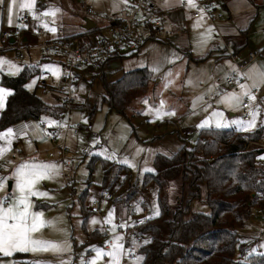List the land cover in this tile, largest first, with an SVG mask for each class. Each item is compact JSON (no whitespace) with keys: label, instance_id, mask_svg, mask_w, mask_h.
I'll return each mask as SVG.
<instances>
[{"label":"rangeland","instance_id":"rangeland-1","mask_svg":"<svg viewBox=\"0 0 264 264\" xmlns=\"http://www.w3.org/2000/svg\"><path fill=\"white\" fill-rule=\"evenodd\" d=\"M121 1L34 0L33 8L30 11L26 8L21 9L19 4L22 0H16L11 16H9L8 4L10 0H3V3L0 4V47L6 42L2 41V33L18 27V20L22 15L29 16L36 24L44 28L47 24L48 28L46 29L50 34L56 35L58 29H63L66 34L75 36L77 31L83 29L86 18L92 19L97 25L102 24L104 20L100 15L101 13L98 12L105 9L108 12L117 11L121 8ZM183 1L187 2V0ZM234 3L235 9L234 14H232L233 20L234 17L236 20L234 35L237 34L238 36V27H241V29L247 27L248 18L253 17L258 8L249 0H235ZM215 4L216 8L213 12L216 15L221 14L225 21L230 20L228 10L223 7L224 4H218V2ZM227 6L231 9L230 3ZM88 7L94 9L97 14H88ZM196 8V6L185 7L183 13L180 14L179 23H175L173 32L167 37L168 40H160L159 38L149 40L139 54L121 61L123 71L144 66L149 67L152 71L153 66L159 65V71H152L153 80L147 94L136 98L132 102L127 117L102 101L101 97L104 93L102 84L97 80L92 85V79L89 80L91 74L88 72L85 78L87 81L80 82L77 94L79 98L82 94L90 97H87L89 101L86 105L81 106L77 100L71 113L69 114L65 110L63 116L59 119L50 116H42L39 120L32 119L30 120V126L33 127V130L28 127L29 123L25 124L27 125L26 129H21L19 126L11 127L14 130V137L16 135L20 137L18 143L25 144L23 146L24 153L37 151L36 146L42 151L41 153L34 152L29 156L23 153V162L42 163H50L53 159L60 158L61 152L56 146L64 137V133L61 131L60 138L56 143L45 138L40 127L42 121L55 120L58 122L57 124L61 125L70 119L72 124H79L82 127L78 134L69 133L66 136V161L73 169L71 182L68 184L62 171H60L59 175L50 179H43L36 184L35 187L41 192H46L47 196L30 198L32 201L31 210L43 213V218L46 221H53L55 225L53 227L46 224L32 234L33 238L50 241L67 239L70 250L63 253L60 258L70 261V264H81L82 260H92L97 256V249L101 251V256L95 260V264H107L106 260L112 258L106 253L113 251V246L119 244L116 239L117 236L115 238L102 237L94 241L90 239V234L96 230L103 233L104 224L109 225L111 233L116 232L119 228L117 220L120 221V227L123 229L129 224H134V217L126 214V204L122 201L114 203L113 200L104 199L101 210L102 215L91 212L92 201L99 198L102 191L105 190L102 159L111 162L108 186H111L115 180L116 182L110 190L107 188L106 190L110 191L116 199L118 196L123 195L131 184L141 185L145 174L155 170L154 159L158 154L171 156L184 144L187 147H193L202 129L216 128L214 123L200 127L201 122L205 119L210 121L222 119L225 122L243 120L240 114V106L229 107L222 102V97L225 94L240 93L242 91L240 88L237 89L226 82L228 75L234 77L232 71V68H234L233 56L226 53L228 56L222 57L219 54L222 52L218 50V52H213L212 57H208L204 61L198 60L199 55L210 49L209 43L212 41L215 43L214 46L218 45L224 51L228 47V51L232 53L231 46L226 47L225 41L228 39V35L221 26L222 21H212L207 15L194 17L193 13L197 10ZM49 9H59V11L55 12L54 16L44 15L43 13ZM194 24H197L195 28L193 27ZM210 26L212 28L211 38L206 45L201 47L199 43L201 33L206 32ZM231 26L229 25V27ZM53 27L56 29L55 32L49 30ZM25 35L28 39V48L25 51L23 60L17 57L15 50L2 47L5 52H0V58L3 59V64L0 65V87L6 88L1 84L3 74L16 76L25 66H38V71H35L28 78L26 85L31 84L32 86L27 88L35 92L48 104L62 103L58 89L65 71L63 67L65 59L62 58L64 56L63 50L55 48L41 52L35 46L41 41V37L37 35L34 23L28 26ZM48 35H46V38L49 37ZM44 65H52L57 68L58 75H53L52 71L44 69ZM230 65L232 68H230ZM113 67H115V64ZM11 72H15V74H10ZM116 77V74H114L112 79ZM214 113H222V116H216ZM230 128L250 131L255 127L245 130L236 124L229 123L228 127L221 129ZM185 130L191 131L193 135L186 136L183 133ZM45 139L49 140L50 143L45 142ZM41 142L45 143L41 144ZM49 145L50 148L47 149ZM50 152L54 153L53 158H48ZM5 156L6 160L14 164L13 160H10L9 154ZM15 168L14 164L10 170L7 166L0 169V178H4L5 185L3 189H0V197L13 193L15 189L13 175ZM6 169L9 171H6ZM125 178H127L126 182L119 189ZM10 182L11 187H9ZM168 193L170 202L173 203L175 196L178 194L176 187H169ZM145 197L148 217L156 216L159 212L156 188L152 186ZM9 202H11L10 195ZM131 203L136 206V215H141V204L135 201ZM4 206L7 207V204ZM194 207L200 211H208V207L202 203H197ZM110 211L112 216L109 218ZM55 218H59V220L57 221ZM57 229H63V231ZM240 232L243 238L250 243L249 253L264 252L263 220L251 217ZM111 240L113 243L108 249L105 245ZM57 258V254L51 252L15 251L10 256L0 253V264H32L34 260L50 261L51 264H56ZM119 264H122V262H119ZM123 264L128 263L126 261Z\"/></svg>","mask_w":264,"mask_h":264},{"label":"trees","instance_id":"trees-1","mask_svg":"<svg viewBox=\"0 0 264 264\" xmlns=\"http://www.w3.org/2000/svg\"><path fill=\"white\" fill-rule=\"evenodd\" d=\"M95 29L74 37L86 36ZM247 32H241V39L230 40L228 45L233 52L227 49L224 54L232 56L246 48ZM0 52L5 50L0 47ZM111 60L103 65V71ZM35 71L37 68L25 66L16 76L2 75L1 84L12 92L0 115V131L22 121L65 111L64 104H48L25 87ZM151 80L152 73L145 67L127 71L116 81H109L104 72L102 101L127 117L132 102L147 94ZM238 132L244 131L202 129L193 147L184 144L171 156L158 154L155 170L145 174L141 185L131 184L123 195L112 199L114 203L124 202L125 209L132 201L143 207L146 193L152 186L157 190L159 212L141 226L145 240L137 247V260L128 264H264V252L249 253L250 243L240 232L253 217L254 208L264 207V166L259 162L263 151L245 150ZM247 132L259 137L264 134V126ZM102 165L104 187L110 190L116 182L108 186L111 162L102 159ZM171 186L178 193L173 203L168 193ZM197 203L205 204L208 211L197 210ZM102 237L98 230L90 234L94 241Z\"/></svg>","mask_w":264,"mask_h":264},{"label":"built area","instance_id":"built-area-1","mask_svg":"<svg viewBox=\"0 0 264 264\" xmlns=\"http://www.w3.org/2000/svg\"><path fill=\"white\" fill-rule=\"evenodd\" d=\"M225 3V0H194V5L197 7L193 13L194 17H200L207 15L212 21L222 17L221 14L216 15L213 10L216 8L215 3ZM164 0H127L123 3L122 7L117 12H108L103 10L100 15L104 22L97 25L93 32H90L86 36L74 37L68 35L63 29H58L57 34L54 37L46 38L49 31L36 25L34 28L37 35L41 37V41L35 46L40 49L41 52L45 50L61 48L64 52L65 58V71L61 77V84L58 89V93L62 98V104L65 106V110L71 113L75 103L79 99L77 96L79 91L80 82L87 81L86 75L89 72L91 75L101 73L103 71V65L108 60L114 58L121 52H136L145 44L149 39H165L173 32V28L168 26V13L162 8ZM183 7H189L187 2L182 3ZM88 14L96 13L91 7L87 8ZM97 14V13H96ZM99 16V15H98ZM32 19L27 15L20 16L18 20L19 26L13 30H6L2 33V40L6 41V47L16 51V55L20 60L25 58V51L28 48V41L25 37V30L31 24ZM23 25V26H21ZM76 35V34H75ZM13 39V42L11 40ZM228 43H226V47ZM227 49H229L227 47ZM261 51L250 50L247 54V58L241 62L236 61L237 70L243 73L248 63L255 60ZM234 60L235 56L232 55ZM248 80L241 75L239 80L234 79L233 76H229L226 82L230 86L238 85L240 83H246ZM257 99L253 102L258 104L264 112V95H261L257 90H253ZM81 96V95H80ZM245 107H241L240 114L244 121H248L251 117L247 105L249 101L245 99L243 101ZM65 112V111H64ZM63 112V113H64ZM62 114L55 115L57 119L63 116ZM81 125L72 124L70 119L66 123L61 125L48 124L47 121H42L41 129L45 136L53 143H56L60 138V132L64 133L63 139L59 142L58 150L61 152L60 161L63 169L62 174L69 184L70 179L73 177V169L66 161L67 145L66 136L71 133L76 135L81 129ZM186 136H191V131H183ZM237 135L243 139V146L245 150L259 149L263 151L264 157V134L259 137H252L247 131L238 132ZM20 138V137H18ZM206 141L212 142V138H206ZM51 157L54 156L53 152H50ZM259 157V162L264 166V159ZM8 167L12 168L11 163L8 160L0 162V169ZM113 194L108 190H103L99 198H95L91 204V212L102 215V203L104 199L112 200ZM136 206L129 204L126 214L134 217V224H129L125 229L120 227V221L117 220L118 230L114 233L109 231V225L103 226V237L115 238V236L121 237L119 242L123 244L125 248L124 257L128 262H134L137 260V247L145 240L144 234L140 231L141 226H144L149 222L147 215V209L142 207L141 215H136ZM253 217L259 218L264 221V207L254 208ZM113 241H109L106 248H109Z\"/></svg>","mask_w":264,"mask_h":264},{"label":"snow or ice","instance_id":"snow-or-ice-1","mask_svg":"<svg viewBox=\"0 0 264 264\" xmlns=\"http://www.w3.org/2000/svg\"><path fill=\"white\" fill-rule=\"evenodd\" d=\"M126 3L127 0H124ZM175 3H182L183 0H174ZM3 3V0H0V4ZM16 3V0H10L8 4V12L9 16H11L13 5ZM187 4L189 7H194V0H187ZM34 5V0H22L19 4L21 9H29L32 10ZM116 5L114 4V7ZM162 6L169 7L173 6V0H164V4ZM59 11V9H49L44 15H55V12ZM23 26V25H21ZM197 24H194L195 28ZM45 27L48 28V25L45 24ZM49 30L55 32V28H50ZM212 28L201 33L200 46L203 47L207 44V41L211 38ZM167 59V58H166ZM3 64V59L0 58V65ZM15 67V66H13ZM44 69L52 71L53 75H58V69L52 65H44ZM230 68L232 66L230 65ZM18 71V69H17ZM153 72L159 71V65L153 66ZM234 73V79L237 81L239 77L243 75L247 80L251 81V84H239V88L242 90L240 93H227L222 97V102L227 106H240L245 107L243 104V99L246 97L249 101L247 105L249 110L250 119L248 121H230L225 122L222 119H215L214 121H210L209 119H205L201 122L200 127H204L209 125L210 123H214L216 128H225L229 126V123L236 124L238 127H242L245 130H250L256 127V119L259 113L262 111L258 104H254L253 102L257 99L253 90H260L264 87V69H258L256 66H252L247 69L245 72L240 73L238 70L232 68ZM10 74H15V72H11ZM170 83V81H169ZM32 85H26L25 87H31ZM12 90L0 87V109L4 107V100L7 94H11ZM174 114V113H171ZM216 116H222V113H214ZM49 124H57L58 122L55 120H49ZM24 127H27L25 125ZM14 136V130L12 128L5 129L3 132H0V138H7L9 141ZM3 149L0 148V152ZM34 159V158H33ZM264 159V157H261ZM15 178V189L13 193L9 194L11 196V202H9V195L4 197H0V253L4 255H12L15 251L21 252H51L57 254L56 264H70V261L62 259L63 253L70 250V244L67 239L63 241H50L44 239H36L33 238V233H36L46 224L49 226L55 227L53 221H46L43 218V213L41 212H33L31 197L37 196H47L46 192L39 191L35 186L38 181L43 179H50L57 175H59V166L52 163H42V162H22L19 164L13 172ZM4 178H0V189L5 187ZM7 204V207L4 205ZM112 216V212H109V218ZM57 221L59 218H55ZM126 226V225H122ZM59 231H63V229H57ZM117 240H120L121 237L117 236ZM121 248V245L115 244L113 246V251L106 253L112 259L109 261V264H119V253L118 249ZM101 256V251L97 249V256L90 261L82 260L81 264H95V260ZM142 259V258H141ZM32 264H51L50 261H41L34 260Z\"/></svg>","mask_w":264,"mask_h":264},{"label":"crops","instance_id":"crops-1","mask_svg":"<svg viewBox=\"0 0 264 264\" xmlns=\"http://www.w3.org/2000/svg\"><path fill=\"white\" fill-rule=\"evenodd\" d=\"M101 1H103V0H101ZM253 5H256V7L258 8L257 9V11H256V13H255V15L253 16V17H250V18H248V21H247V23L246 24H248L247 25V27H245V28H243V29H241V27H238V36H237V34L236 35H234V26L236 25V20H235V17H234V20H233V16H232V14H234V9H235V0H226V2L225 3H223L222 5H223V7H225V9L226 10H228V14L230 15V20L228 19V20H224V17L222 16V17H220V18H218L217 20H219V21H222V24H221V26L223 27V29H225V32H226V34L228 35V39H226V43H228V42H230V40H233V39H241V32L242 31H248L247 33H248V35H247V37H246V42L248 43V46L246 47V48H244L243 50H241V51H238L236 54H234V56H235V59L236 60H234V69L235 70H237V65H236V61L237 62H241L242 60H245L246 58H247V54H248V52L250 51V50H259V51H261V53H260V55L255 59V60H253V61H251L250 63H248V65L246 66V68H245V70H244V72L247 70V69H249L250 67H252V66H256L258 69H264V0H249ZM123 3H124V0H122L121 1V3H120V5H121V7H122V5H123ZM228 3H230V5H231V9H229V7L227 6L228 5ZM164 4V3H163ZM162 4V5H163ZM103 5H104V2H103ZM89 6V5H88ZM89 8V7H88ZM162 8L168 13V18H169V21H168V26L169 27H175V23L176 24H178L179 23V19H180V14H182L183 13V10L185 9V7H183L182 6V4L181 3H175L174 2V0H173V6H169V7H165V6H162ZM118 11V10H117ZM117 11H111V12H117ZM178 13V14H177ZM235 16V15H234ZM197 18V17H196ZM181 20H182V17H181ZM229 21H230V24H229ZM32 23H34V27L36 26V25H38V24H36V22L34 21V20H32V22H31V24ZM229 25H232L231 27H229ZM84 26V25H83ZM246 26V25H245ZM94 28H96V24H95V26H94ZM178 28L180 29V27L178 26ZM230 28V29H229ZM15 29V28H14ZM35 29V28H34ZM93 29V28H92ZM10 30H12V29H10ZM85 29L83 28L82 30H80V31H77L76 32V34L78 33H81L82 31H84ZM229 30H232V31H229ZM237 30V29H236ZM90 31V30H89ZM49 37L48 38H51V37H54L55 35H53V34H50V32H49V35H48ZM236 36V37H235ZM25 37H26V39H27V36L25 35ZM149 40H155V39H149ZM148 40V41H149ZM160 40H168L167 38H165V39H160ZM159 40V41H160ZM3 41V40H2ZM27 41H28V39H27ZM147 41V42H148ZM4 42V41H3ZM147 42L139 49V51H136V52H121V53H118L114 58H113V60H111L110 61V63H109V67L108 68H106V70L105 71H102L101 73H99V74H92V75H90V81H91V79H92V82H91V84L93 85L94 84V82L95 81H97V80H99L100 82H101V84H102V88H103V90H104V87H103V83H102V81H101V75L105 72V74H106V76H107V78L109 79V81H116V80H119V79H121L123 76H124V73L125 72H127V71H130V70H133V69H137V68H133V69H129V70H122V62L121 61H124V60H126V59H128L129 57H132V56H134V55H136V54H139L141 51H142V49L144 48V46L147 44ZM214 42L212 41V42H210L209 43V48L210 49H208L205 53H203L202 55H199L200 56V58H198V60H202V61H204V60H206L208 57H212L213 56V52H218V50H219V52H222V53H219V54H221V56L222 57H224V56H228V55H225L224 54V50H221L220 49V46H214ZM1 47H3V48H6V49H8L7 47H6V44H4L3 46H1ZM221 57V58H222ZM62 58H64V57H62ZM65 59V58H64ZM66 61V60H65ZM65 61L63 62V67L65 66ZM115 64V67H113V65ZM29 67H34V68H38V66H34V65H32V66H29ZM145 68H148L150 71H151V69L149 68V67H147V66H144ZM140 68H143V67H140ZM65 70V69H64ZM151 73H152V71H151ZM114 74H116V78L115 79H112V77H113V75ZM230 75H228L227 77H229ZM227 77H226V79H227ZM88 80V81H89ZM152 80H153V75H152ZM152 80H151V82H152ZM60 82H61V80H60ZM151 82H150V84H151ZM247 84H251V81L250 80H248L247 82H246ZM240 84H244V83H240ZM237 89L239 88V84L238 85H234ZM7 88V87H6ZM149 88H150V85H149ZM7 89H9V88H7ZM149 90V89H148ZM261 95H264V87H262L260 90H257ZM104 94V93H103ZM8 96H9V94H7V96L5 97V101H4V107L2 108V109H0V115H1V113H2V111H3V109L5 108V105H6V101H7V98H8ZM88 96H86V95H84V94H82L81 96H80V98L78 99V101L80 102V104H81V106H83V105H86V103H88V101H89V99L88 98H90V97H88ZM102 97H103V95H102ZM102 97H101V99H102ZM81 98H82V100H81ZM245 99H247L246 97L243 99V101L245 100ZM82 101V103H81V101ZM55 104H59V103H55ZM53 105V104H52ZM76 105H74V107H75ZM240 110H241V108H240ZM44 116H50L51 118H55V115H44ZM40 119V118H39ZM39 119H36V120H39ZM30 120H32V119H29V120H27V121H22V122H20V123H18V124H16V125H13V126H9V127H7V128H5V129H8V128H11V127H17V126H19V127H21V129H26L27 127H24L25 126V124H27V123H29L28 125V127L31 129V130H33V127L32 126H30ZM180 123V122H179ZM21 125V126H20ZM57 125H59V124H57ZM261 126H264V112H260L259 113V115L257 116V119H256V127L254 128V129H252V130H255V129H257V128H259V127H261ZM41 127V126H40ZM175 128H177L176 126H175ZM4 129V130H5ZM178 129V128H177ZM235 129V128H234ZM4 130H1L0 132H3ZM30 130V131H31ZM179 130V129H178ZM252 130H250V131H252ZM29 131V132H30ZM241 131V130H240ZM29 132H28V134H29ZM44 133V132H43ZM30 135V134H29ZM45 135V134H44ZM19 137V135H16V137H14L13 136V138L9 141L7 138H0V148H2L3 149V151L2 152H0V162L1 161H3V160H6V156L5 155H7V154H9V157H11L10 158V160H13V163L15 164V166L17 167L19 164H21L22 162H23V158H22V155H23V153H24V148H23V146H25V144H21V143H18V141L20 140V138H18ZM45 138H47L46 136H44ZM30 139L32 140V137L30 136ZM48 139V138H47ZM47 139H45L44 141L46 142H49V140H47ZM45 142H41V144H44ZM50 143V142H49ZM37 147V151H32V152H29V153H24L26 156H29V155H31V154H33L34 152H39V153H41L42 151H41V149H39V147L38 146H36ZM50 148V145L47 147V149H49ZM48 155H49V153H48ZM49 157H51V156H48V158ZM53 158V157H52ZM51 159V158H50ZM11 162V161H10ZM60 161H59V158L58 159H53V161H51L50 163H52V164H56V165H58L59 166V172L60 171H62V164H60L59 163ZM58 163V164H57ZM14 164H11L12 165V167H13V165ZM60 164V165H59ZM6 171H9L8 169H6ZM89 215V214H88ZM119 241V240H118ZM119 244L121 245V249L119 250V262L121 263L122 262V264L124 263V262H126L127 260L125 259V257H124V251H125V248L123 247V244L121 243V242H119ZM108 249H110V247L108 248ZM19 254V253H18ZM107 261V264H109V258L106 260ZM127 263H129L128 261H127Z\"/></svg>","mask_w":264,"mask_h":264},{"label":"water","instance_id":"water-1","mask_svg":"<svg viewBox=\"0 0 264 264\" xmlns=\"http://www.w3.org/2000/svg\"><path fill=\"white\" fill-rule=\"evenodd\" d=\"M94 26H95V22L92 19L90 18L85 19V24L83 26L85 30H91L92 28H94ZM11 42H13V39L11 40ZM9 187H11V182L9 184Z\"/></svg>","mask_w":264,"mask_h":264}]
</instances>
